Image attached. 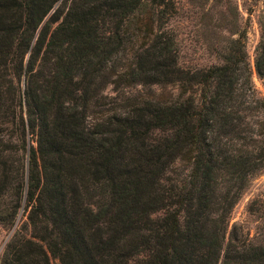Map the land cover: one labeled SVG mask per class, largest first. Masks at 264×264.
Segmentation results:
<instances>
[{"label":"trees","instance_id":"trees-1","mask_svg":"<svg viewBox=\"0 0 264 264\" xmlns=\"http://www.w3.org/2000/svg\"><path fill=\"white\" fill-rule=\"evenodd\" d=\"M187 1L216 62L179 61L175 0H0V264H264L225 238L264 168L245 30L230 0ZM106 85L147 90L105 107Z\"/></svg>","mask_w":264,"mask_h":264},{"label":"rangeland","instance_id":"rangeland-1","mask_svg":"<svg viewBox=\"0 0 264 264\" xmlns=\"http://www.w3.org/2000/svg\"><path fill=\"white\" fill-rule=\"evenodd\" d=\"M230 1L236 9L239 24L245 30V51L250 66L253 93L256 97L264 99L263 82L253 68L254 51L259 40L260 22L263 14V0ZM175 2L178 11L173 14L168 25L178 34L179 61L181 64L203 66L216 62L217 60L213 55L206 54L202 47L198 48V42L194 41L197 37L196 30L201 27L199 26L201 20L193 12L195 9L189 5L187 0H175ZM209 3H213L212 0H209ZM215 8L214 10L222 9V6L215 5ZM170 89L174 93L176 92L175 86ZM146 90V87L134 85L114 91L111 85H106L102 90V94L107 96L104 100L107 104L105 107L117 99L119 100L124 91L126 94H135ZM254 114L250 115L251 120L255 119ZM24 221V211L20 208L15 218V228L22 226ZM232 227H235L236 232L241 234V238L247 237L251 242L264 243V168L249 178L246 188L233 205L228 216L225 238H227ZM13 230L14 228L6 231L0 226V254ZM50 262L51 264L58 263L53 258L50 259Z\"/></svg>","mask_w":264,"mask_h":264}]
</instances>
